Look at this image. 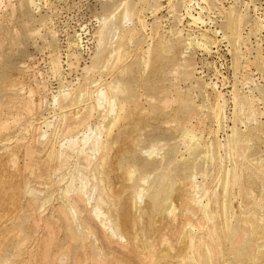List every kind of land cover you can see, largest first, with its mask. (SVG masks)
<instances>
[{
    "label": "rangeland",
    "instance_id": "374dc122",
    "mask_svg": "<svg viewBox=\"0 0 264 264\" xmlns=\"http://www.w3.org/2000/svg\"><path fill=\"white\" fill-rule=\"evenodd\" d=\"M188 1L189 0H35V3L37 4L35 5V7L33 3H30V0H0V164L1 162L3 163L0 165V223L2 222L0 225V256H3L0 258V262H2L4 258V261L2 262L3 264H21L24 261L25 264L28 261L29 264H32V262L37 261V264H43L44 258L47 257L46 259H48V262L44 260L45 264H52L58 257H60L61 260L57 259L59 260L58 264H65V262L66 264H90L93 263L92 259L89 257L91 251L90 247L93 245V247H97V253H100L102 251L101 253L104 255H102L101 253L100 254L105 259H113L114 263L117 264H122L121 260H123V264H133L135 263L136 259H133V255H131L130 251L138 249L144 254L146 252L149 254L151 249L144 248L143 245H147V243L150 241L152 247H154L155 243L158 244H156L157 247L160 246L159 250L158 248H156V250H158V253L156 252L155 258H162L161 261H164L161 262L157 259V263H155L153 259L154 257L152 255L153 253L151 252L149 256L146 253L145 255L148 257L147 262L150 260L148 262L150 264L151 262L152 264L153 262L155 264H164L165 261L169 264H177L178 261V264H181L182 261L186 264H200V262L201 264L204 262V264H264V0H208L209 8L208 6H206V3H203L204 5H202L201 1L194 0L192 6L195 4L193 6L195 13H192L195 16H198L196 12L202 11L199 8H204L205 6L204 9L206 12L204 11L203 13H201L204 15H202L203 20L205 19L204 21L208 24L204 23L203 25L200 22L196 23L194 22V20L192 21L191 18L188 16V9L190 8L188 7L190 6L188 4ZM198 2H201L200 6L198 5ZM219 3H222L224 7L222 4L221 7ZM210 9L212 11H210ZM127 10H129L130 12L129 17L126 16ZM232 11H234L235 14L237 13L238 15H244L243 18L234 17L233 20L231 18ZM183 16L184 19H181ZM107 17V20H109L108 22L106 20L107 23H109L111 20V22L114 23V32L116 35L112 33L105 36L106 40L104 43L106 44L103 45L105 47V50L103 49V51L100 42L101 40L99 41V39H102L100 32H102L101 29L103 28V23H105L104 18ZM178 20L180 22H183L179 24V22H177ZM140 22H142V25ZM194 24H197V26H195ZM140 26L142 28L144 27L143 30ZM49 30L50 32H53L50 33L48 32ZM175 33H177V37L174 35ZM54 36H56V38ZM180 41L183 43H181ZM198 42H201L204 45ZM99 43L101 45L100 50L103 52H99ZM70 45H72V47ZM190 45L192 46L190 47ZM152 46H154V50L150 58H148L147 53ZM75 54L77 56H75ZM55 58L56 60H54ZM54 65H56V67H54ZM55 68L58 69L55 70ZM93 68H95V70H93ZM183 68H185L187 71ZM99 69L101 70L99 71ZM180 70H182L184 73ZM90 72L92 73L90 74ZM180 73L182 74V76ZM95 80L98 81L96 82ZM98 82H100L99 85L101 84L102 87H105L107 89L102 88L101 85L99 86ZM112 82L116 83L118 89L119 86L121 88L120 91L118 90L119 93L117 92V95H119L117 96V98L115 97V91L117 90H112L115 89L112 88V86L114 87V83ZM93 83H95L97 86H93L95 85ZM12 84L14 85L13 87L11 86ZM9 85L15 90H13L12 88L11 90ZM91 86L93 89H91ZM70 89L71 91H73V94L70 93ZM100 89H104L105 92L108 93L107 96L109 95L108 100L110 99L109 102L107 101L108 104L105 103L103 107L104 109L102 108L101 110L100 106L98 105L99 103H97L96 100V92ZM67 90L72 96L66 95V93L68 94ZM82 91L87 92V94L89 93V96L86 94V96L81 99V102H83L84 105V100L86 101V103L90 100L88 104H86L85 108H83L84 105H79L83 104L80 102V100L77 101V105L76 102L73 103L75 105L71 104V100L75 98L77 99L78 95ZM74 93L76 94L75 96ZM60 94L66 95L65 99L67 100L70 96V100H68V102L67 100L63 101L64 97L62 98ZM90 94L92 96H90ZM250 94L251 96H249ZM58 95L60 96L58 97ZM122 95H124V98ZM17 96L20 100H23V103H21L17 99V102H20V106H22L20 108L18 107L19 110L16 109L18 105H13L17 104L16 101H14L16 103H13L10 106L8 105L9 103L11 104L13 102L12 100L14 99L12 98L14 97L16 100ZM56 97L57 99H60L58 102L55 99ZM71 97H73V99H71ZM86 97H89L90 99L87 98L86 100ZM113 97L119 99L116 100L114 98L117 102L115 114L110 112ZM234 97H236L235 99H237V101L234 99ZM29 99L31 101H29ZM255 100L257 102H255ZM27 104H29V107L31 105L33 107L32 110H34L35 112L30 111L31 109L27 108ZM155 104H157V106H155V109H153V105ZM25 105L27 107L24 108L23 106ZM182 105H186L189 107V114L188 111H181L183 107ZM12 106L14 107L13 110H11ZM62 106L64 107L62 108ZM123 106L125 108H123ZM121 107L127 112L122 110ZM141 108L143 109L142 112ZM27 109L30 110L25 111ZM85 110L89 111L85 112ZM92 110L93 113H91ZM177 110L180 114H176L178 112ZM119 111L122 113L125 112L123 114L127 113V116L125 117L129 118L123 121L127 120L128 122H122L119 119L117 120V118L119 117L117 115L122 114ZM191 111H194L195 116L194 113ZM218 111L223 114L220 118L221 121H218V119L216 118V112ZM88 112L90 113V115H93L89 120L90 122L86 120L87 117H89ZM109 112L111 113L110 116H108L110 114ZM182 112L187 116L183 114L182 116L184 118H181L182 116L180 117V115L182 114ZM190 113H193L192 116L194 118L191 116L189 117ZM252 113H255L254 116L256 115L254 118ZM62 114H65L64 119ZM69 114L73 116L71 117ZM79 114L81 117H77ZM176 115L179 118H177ZM106 116L110 117V119L108 118L109 121L106 120L107 122L104 121V117L107 119ZM13 117L15 118L13 119ZM188 117L189 120L193 119L192 124H194V126L197 124L196 128L198 134L201 133V135L199 134V137H204L201 141V145L196 146L195 142H190L188 139L184 138L183 133L185 129H183V131L181 129L184 128L183 126H180L181 123H183L181 119H184V123L182 125H185L186 121L190 125L191 123L189 122V120H187ZM225 117L227 119H225ZM256 117H258L259 119ZM249 118L252 119H250L252 122H249ZM84 120L85 122L84 124H82ZM115 120H117L119 124H116V126L114 127L113 136L117 139V141L114 146V152L112 156L113 159H115V162H119L121 160L120 162L124 163V168L126 170L122 166L117 171V176L114 177L113 175L112 191H114L116 195L118 193L120 195V197L119 195L113 196V200L115 201L116 206L111 208V205L109 206V204H105L104 207L102 206V209L106 211V213H108V210H110V214L114 216L116 215L117 219L118 212L122 214V217L127 216L125 217V220H127L128 222L127 225H130L128 226L130 227V229H127L128 227L125 229L126 225H123L122 222H120L119 220V222H116L117 224L119 223V231L122 232V235L124 237V240H121L122 242H120L118 238L115 239L110 234H108L107 230L104 231L105 228L100 224V222L91 219L92 217H87L89 216V214H86L87 212H85V214H83L87 219V224L86 226H79V229L78 227H75L74 234L76 240H74L73 236L70 235L68 227L63 222H60L63 221V219L62 215L59 216V214L61 213H58L60 212L58 206L61 207V204L64 200L62 199L64 198V195L62 194L60 189L62 190V188L65 187L63 184L65 183L66 185V183L69 181L70 178L68 179V177L77 174L76 169L73 168H83L82 165H84V159L77 156L78 154L76 153L74 154L73 152H69L67 150V142L71 138V136L74 138L75 136H78L79 139H81L84 134L88 135L87 132H90V128L94 131L100 130L96 134H98L99 136L101 135V132L103 135H105L103 136V138L106 139V136L110 128L113 126ZM255 120L260 121H258L257 123ZM33 121L34 124H31V122L33 123ZM77 121L81 122L77 123ZM87 121L88 123H86ZM12 122L14 123L12 124ZM15 122H17L18 124L16 125ZM42 123L45 125H43ZM46 124L52 125L53 127L51 126L50 128H47ZM64 124H67V127L63 126ZM71 124L74 127H77V125L79 124L84 126L79 125L80 128L75 127L76 129L73 127L75 129H73V131L71 130V133H73V135H65L64 137V135L62 134H65V132H70L66 128L72 129ZM2 125L4 127H2ZM186 126L187 125H185V127ZM101 128L105 129V131ZM236 128L237 130H235ZM77 129H80L78 132L81 135L83 134L82 136H80L78 132L74 133ZM7 130L9 131L6 132ZM34 131L35 134L33 133ZM203 132H205V135L203 134ZM45 133L47 134L46 136L43 135ZM233 135L237 136V138H235ZM42 136L43 138L45 137V140L41 138ZM54 137H56V139ZM58 137H60L59 140ZM232 138L233 140L231 141L233 142H230V139ZM65 139L67 140L65 141ZM32 141L34 142V144ZM48 141H52L51 145L53 146V148L52 146H50V142ZM228 141L232 144H230ZM40 142L42 145L38 144ZM54 142L55 144H53ZM134 142H138L136 143L137 145ZM62 143H64L65 145H63ZM29 144L30 148L33 147V150L30 148L29 150H25V148L29 147ZM138 144L139 146H142L139 147ZM38 145H40L41 147H38ZM59 145H63V147H59ZM135 145L138 147L136 148ZM222 145L223 148L221 147ZM6 148L8 150H11H7L8 152H6ZM40 148L42 149L39 150ZM137 149L138 153H136ZM154 149L156 150V154H147L148 151H154ZM31 150H37L35 152H32V155L35 154V157L32 155L30 156L31 153H27ZM51 150L55 151L52 152ZM208 150L210 153L208 152ZM47 151L48 154L51 156L44 155L45 152L47 154ZM11 152L14 154H11ZM64 152H68V156H71V159L68 158V156H65L64 154L66 153ZM7 153H9L10 156L12 155L13 158H17L18 156L19 157L17 159H13L11 156L9 160L7 159L9 158ZM61 153H64L63 156L68 158L67 162L71 163L67 167L68 170L65 168L66 166L63 167L64 169H66L63 170L66 172L69 171V174H66V172L62 171L61 169V165L63 164L62 162L65 159H62V156H60ZM26 154H28V157H31L30 163H28L30 157L29 159H27ZM52 154L55 155L53 156ZM58 155L60 157H58ZM129 155H137L139 158L136 156V159L134 156L135 160H133V156L131 159V156ZM150 155L153 156L151 157ZM37 157H39L40 160L42 158L43 162H38ZM73 157L75 160L73 159ZM76 157L78 160L76 159ZM97 157L99 158V155H97L94 160H97ZM43 158H45V160H48L47 163L44 161ZM58 158H60L61 160V163L59 162L60 164L58 163ZM116 158H119V161ZM13 160L17 164L13 162ZM94 160H92V166L96 162ZM10 162L11 164H8ZM74 163H78L79 166L78 164L77 166L74 165ZM27 164H30V167H28ZM41 164H43L44 166H42ZM140 165H142L143 168H139L142 167ZM85 166L88 168L87 170H85ZM17 167L19 170H21L19 171ZM25 167H28L33 170L36 169V171L32 172L33 170L31 171L30 169H28L30 171L28 173H34L33 175L30 174V177L27 173H25V170L27 172V168ZM84 167L85 168H83V171L88 174L89 171H91V167L88 166L87 162L85 163ZM8 168L10 169L7 170ZM121 169H124V171ZM37 170H41L43 173L41 174V171L39 173ZM120 170L121 172L123 171V173H121ZM128 171L130 173H128ZM59 172L60 174L56 175ZM38 173L40 175L36 177L35 175H38ZM24 174L28 177V179H26V176ZM90 174L92 173H89L88 175ZM23 176H25V178H23ZM32 176H34L35 178H32ZM48 176L52 177L49 178ZM62 176H66V178H63ZM57 177L61 178L62 180H57ZM131 177L132 180L134 179L133 181H136H131ZM144 178L146 179L147 183H144ZM234 179L236 181H234ZM5 180L10 181L7 184V181ZM41 180L44 181L42 182ZM56 180L60 183H58ZM51 182L54 184H52ZM125 182H128L129 187L126 186L127 183L124 184ZM129 182H133L132 184L134 186ZM190 182H192L193 184ZM15 183L19 184V186H17ZM118 183L120 186L118 185ZM188 183H190L191 186ZM58 185L60 186L58 187ZM155 185L156 187L160 186L161 190L160 187L158 188L159 190L154 188ZM192 185H199L202 188V190H200L202 192H204V190L208 191V194H206L207 196L205 195V197H203L205 198L202 201L203 203L197 199V190H194V186ZM30 186L34 188H31L29 192ZM47 186L50 187L48 188ZM54 186L55 188H52ZM22 188H26L27 190L24 192V189ZM124 188H126L128 191ZM141 188L144 190L145 195L144 199L142 201H139L138 198L134 197L137 194V191ZM34 189H39L41 191H34ZM54 189H56V191ZM116 189H118L119 191ZM148 189L153 193L152 195L151 192H149L152 196L148 193ZM19 190L22 191L20 192ZM42 191H44V193H46L47 195L42 193ZM154 191L156 193L158 192L160 196L163 197L160 198L161 204H166L167 202L166 205L168 207H166L165 205L166 208H163L164 204H162V207L159 211L153 209L155 207L151 204L154 201V195L156 194ZM18 192H20V195ZM33 192H35L36 195H33ZM163 193L164 195H162ZM22 194L26 197H24ZM18 195L20 197L19 199H16V196ZM122 196L124 198H122ZM72 197H74V195H72ZM114 197L116 198L114 199ZM50 198L52 199L51 202L53 205L49 204L51 203ZM121 198L123 200H120ZM187 198L195 199L192 201L193 204H191L192 202L190 201L188 203L189 206L185 205V203L189 201V199ZM15 199L18 202L16 206L13 204H16ZM149 199H151L150 202ZM166 199H169V201ZM133 200L137 203H134ZM196 200L199 202H197ZM107 201L109 202V200ZM35 202L36 204L34 205L33 203ZM206 203L209 204L208 208L205 207ZM145 205L148 207V209H143V207L147 208L145 207ZM150 205L153 207L150 208ZM44 206H46V210H43L45 209L43 208ZM171 206H174L176 208L177 213L175 212V214L170 215V211H166L169 210ZM244 206L246 209L244 208ZM21 207H24V209ZM187 207L190 208L187 209ZM14 208H16L17 210H14ZM20 209H22L23 212L20 211ZM49 209H52V211ZM115 209H117V212ZM120 209L121 212L119 211ZM193 209H195V214L193 213ZM9 210H14V212L10 215L11 211ZM42 210L46 213H44ZM140 210H143L142 213L140 212ZM144 210H147V212L145 211V213ZM33 211L34 215L32 217L31 213H33ZM15 212L19 215H14ZM143 212L145 214L148 213L147 215L150 217H148L147 215L144 216L145 214ZM42 213H44V215H39ZM134 214L135 216L133 217ZM8 215L11 216V219H8ZM211 215H214V218L210 217ZM14 217L16 220L14 219ZM16 217L18 218V220ZM199 217L200 219H198ZM32 218L34 219L31 220ZM150 218L154 220L151 221L152 223H156L153 224L156 228L152 226ZM49 219L55 220L51 222L49 221ZM57 219H60V221H58ZM137 219L143 220L144 222L139 220L137 221ZM11 220L16 225L12 226L13 223H10ZM22 220L24 221L21 222ZM27 220L29 221L27 222ZM35 220L36 222H41L42 225L40 224V226L39 222L35 224ZM16 221L18 223H16ZM24 222H27L25 223V227V224H23ZM51 223L57 224H54L55 227L52 224L55 230L54 233L52 227V229L48 228L49 225H46L49 230L44 227L45 224ZM181 223H185V226L182 227L183 225ZM134 224H136L135 228ZM22 225L24 227L23 229H26L25 233L23 232L24 230L20 228L22 227ZM37 225H39L38 228H36ZM144 225L146 226L144 227ZM150 225L154 228V230ZM87 226H90L91 231L87 228ZM148 226L152 229L153 232L151 231L150 233V229L148 231ZM193 226H196V228ZM200 226L202 227L201 231ZM122 227H124L123 230H121ZM185 227L190 230H186L187 228ZM144 228L146 229L144 230ZM207 228H209L210 230ZM134 229L136 230V234L133 233L135 232L133 231ZM139 229L143 232L140 233V231H138ZM179 229H182L183 232L180 231L178 232V234L177 231ZM50 230L52 232H49ZM124 230H128L131 232ZM123 231L126 233H124L125 235H127V233H129V235L125 237ZM187 231L191 232V234L189 235V232ZM236 231L238 232V234H236ZM18 232L19 234H17ZM92 232L93 234H91ZM147 232L150 234H148ZM181 232L182 235H180ZM230 232H233L232 234L236 232V238L234 235L232 238V234ZM22 233H24L25 236ZM68 233L71 237L67 236ZM161 233L164 236H161ZM51 234L57 236H53ZM85 234H87V239H85ZM200 235L206 236V238L203 236L201 237ZM216 235L219 239L215 237ZM228 235L230 236L228 237ZM20 236L24 240H22V238H18ZM50 236H53L52 238L55 237L56 240L53 239V241L55 240L54 242L50 241L55 244L53 246V244L50 243L51 245L48 246V248H51L48 249L47 245L49 243L46 244V241L51 240ZM106 236L108 239H106ZM211 236L213 237L211 238ZM67 237L69 238V240ZM79 237H83L81 240L83 242L80 241L81 238L79 239ZM129 237L132 239L130 240L132 242L127 240L130 239ZM164 237L169 239H167L166 241L165 238L164 240L166 242L163 240V245H161L162 239ZM36 238H38L39 242H36ZM214 238L216 239L214 240ZM134 239L137 242H135ZM19 240L25 243L23 245H26V248L24 246L22 248H25L27 250L24 251L25 249H23L24 253L21 256V259H18L17 263L12 261L10 262V259L7 257V255H9L10 250H12L13 247L15 248L16 242H19ZM70 240L71 243H69ZM89 240L92 241V244ZM111 240L113 243H110ZM28 241L31 244H28ZM199 241L203 245H201ZM78 242L80 245L78 244ZM84 242L87 246L83 245ZM172 242L174 245H172V247L168 246L171 245ZM217 242L221 246L218 245ZM118 243V246L114 245ZM123 243H126L125 246L127 245V247H124V250H122ZM135 243L139 244L140 246H137V244L135 245ZM62 244L64 245L62 246ZM69 244L72 246H70ZM76 244H78L79 246H77ZM81 244L85 247L81 246ZM8 245L10 247H6ZM210 245H212V247L216 249L214 250L213 248L209 247ZM2 246H5V249ZM134 246L137 247L134 248ZM193 246H196L197 248L194 249ZM218 246H220L221 248ZM31 247L32 249H34L33 247H35V249L32 251V249H30ZM139 247H141V250L139 249ZM165 247H170V252H168L169 249L167 250L165 249ZM173 247L174 249H171ZM202 247H204L205 250H202ZM207 247H209V252L207 250ZM65 248H69L70 251L66 250ZM217 248L220 249V251L217 250ZM98 249H101V251ZM163 249H165L166 252H164ZM210 249L216 252H213L212 256L209 255V257H217H215L214 260L211 259L210 263H208L209 260L207 259V253H212ZM237 249L239 250L238 252ZM29 250H31L33 253L30 254L31 252ZM47 250L48 253L45 254ZM49 250L53 253H49ZM61 250H64V252ZM198 250H202L203 253L202 251ZM5 251H7L8 253H5ZM191 251L193 253L189 254L191 253ZM84 252H86L87 254ZM195 252H198L199 257L196 256L197 253L194 254ZM58 253L61 255L59 256ZM74 253H78L77 256L80 257V259L78 257H75L76 254ZM170 253L175 254L174 256H176V258H178L177 256L179 255L178 260L175 257H172L173 254ZM28 254L32 255L34 259L31 258ZM159 254L161 255L160 257H158ZM218 254H220L219 258ZM113 255L117 258H115ZM167 255L171 256V259L169 256L167 259ZM48 256L50 257V259ZM63 256L67 257L62 258ZM29 257L30 259H32V261L29 260ZM86 257H88V260ZM195 257H197L198 260ZM74 258L76 259V262H74ZM150 258H152L153 260H151ZM174 258L177 262L172 261V259ZM220 258L222 259L220 260ZM72 260L73 262H71ZM77 260L79 263H77ZM80 260H82V263L80 262ZM85 260H87L88 263H86ZM99 260H101V258H99ZM196 261L198 263H196Z\"/></svg>",
    "mask_w": 264,
    "mask_h": 264
},
{
    "label": "bare ground",
    "instance_id": "6f19581e",
    "mask_svg": "<svg viewBox=\"0 0 264 264\" xmlns=\"http://www.w3.org/2000/svg\"><path fill=\"white\" fill-rule=\"evenodd\" d=\"M196 1H198V0H196ZM199 1H201L202 2V5H204L205 3H206V6H208V0H199ZM218 1V0H217ZM189 3V5L190 6H188V7H190L189 9H188V13H189V17L191 18V20L193 21L194 20V22H196V23H198V22H200V23H202V25L204 24V23H206L204 20H203V18H202V13L205 11V6H204V8H199V9H201L202 11H200V12H196V14H198V16H195L192 12H194V9H193V6L195 5H193L192 6V4H193V2H194V0H189L188 1ZM201 2H198L197 4L200 6V3ZM30 3H33V5L35 6V5H37L36 3H35V0H30ZM204 3V4H203ZM187 4V3H186ZM222 3H219V5H221ZM1 5V4H0ZM30 5V4H29ZM210 5V4H209ZM212 5V4H211ZM223 5V4H222ZM222 5H221V7H222ZM31 6V5H30ZM187 6V5H186ZM36 7V6H35ZM184 7V6H183ZM212 7V6H211ZM223 7H224V5H223ZM33 8V7H32ZM187 8V7H186ZM195 8V7H194ZM198 8V7H197ZM208 8H209V6H208ZM216 8V7H215ZM232 8H233V5H232ZM196 9V8H195ZM207 9V8H206ZM223 9V8H222ZM224 9H226V8H224ZM198 10V9H197ZM234 10V9H233ZM241 10V9H240ZM210 11H212L211 9H210ZM226 11V10H225ZM235 11V10H234ZM234 11H232L231 12V18L233 19L234 17H240V18H243V16L244 15H238L237 13V15L234 13ZM127 13V17H129V14H130V12H129V10H127L126 11ZM202 12V13H201ZM206 12V11H205ZM215 12V11H214ZM195 13V12H194ZM187 14V13H186ZM242 14V13H241ZM181 15V14H180ZM204 16V15H203ZM175 17V16H174ZM180 18V17H179ZM207 18V17H206ZM245 18V17H244ZM105 19V23H103L104 25H103V28L101 29L102 30V32H100V34H101V37H102V39H99V41L101 42V45H102V50L104 49L105 50V47L103 46L104 44H106V43H104L105 42V36L106 35H109V34H114V35H116L115 34V32H114V30H115V28H114V23L113 22H111V23H113V24H111L110 22L109 23H107L109 20H107L108 19V17L107 18H104ZM129 19V18H128ZM181 19H184V16L181 18ZM209 19V18H208ZM103 20V19H102ZM106 20H107V22H106ZM180 20V19H179ZM177 21V22H179V24L180 23H182V22H180V21ZM211 20V19H210ZM209 20V21H210ZM234 20V19H233ZM142 21V20H141ZM207 21V20H206ZM261 21V20H260ZM258 22V21H257ZM48 23H50V22H48ZM141 23V25H142V22H140ZM192 23V22H191ZM215 23V22H214ZM239 23V22H238ZM261 23V22H260ZM193 24V23H192ZM192 24H190V25H192ZM206 24H208V23H206ZM44 25V24H43ZM122 25H123V23H122ZM195 26H197V24H194ZM232 25V24H231ZM230 25V26H231ZM236 25V24H235ZM260 25V24H259ZM121 26V25H120ZM209 26V25H208ZM122 27V26H121ZM125 27V26H124ZM123 27V28H124ZM141 27V26H140ZM233 27H235V26H233ZM257 27H259V26H257ZM142 28V27H141ZM144 28V27H143ZM143 28H142V30H143ZM263 28V27H262ZM100 30V31H101ZM233 30V29H232ZM181 31H183V30H181ZM48 32H50V30L48 31ZM51 32H53V31H51ZM50 32V33H51ZM177 32V31H176ZM55 33V32H54ZM53 33V34H54ZM52 34V35H53ZM176 34L177 33H175L174 35L176 36ZM181 34V33H180ZM204 34V33H203ZM55 35V34H54ZM193 35V34H192ZM252 35V34H251ZM182 36H183V33H182ZM55 38H56V36H54ZM54 37H52V38H54ZM100 37V38H101ZM117 37V36H116ZM150 37V36H149ZM177 37V36H176ZM206 37V36H205ZM224 37H226V36H224ZM115 38V37H114ZM114 38H111V39H114ZM184 38V37H183ZM188 38V37H187ZM187 38H185V39H187ZM204 38V37H203ZM202 38V39H203ZM81 39V38H80ZM79 39V40H80ZM189 39V38H188ZM192 39H193V37H192ZM181 40V39H180ZM191 40V39H190ZM109 41V40H108ZM112 41V40H111ZM182 41V40H181ZM180 41V42H181ZM185 41V40H184ZM189 41V40H188ZM194 41V40H193ZM203 41V40H202ZM247 41V40H246ZM174 42V41H173ZM190 42V41H189ZM205 42V41H204ZM108 43V42H107ZM177 43V42H176ZM181 43H183V42H181ZM193 43V42H192ZM198 43H201V42H198ZM251 43V42H250ZM250 43H248V44H250ZM112 44V43H111ZM187 44V43H186ZM201 44H203V43H201ZM213 44V43H212ZM99 45H100V43H99ZM101 45H100V48H99V52H103V51H101L100 49H101ZM167 45H169V44H167ZM178 45V44H177ZM188 45H189V43H188ZM204 45V44H203ZM210 45V44H209ZM238 45V44H237ZM71 47H72V45H70ZM75 46V45H74ZM173 46H175V45H173ZM172 46V47H173ZM192 45H190V47H191ZM199 46H202V45H199ZM205 46H206V44H205ZM205 46H203V47H205ZM189 47V46H188ZM187 49V48H186ZM153 50H154V46H152L149 50H148V58H150V56H151V54H152V52H153ZM190 50V49H189ZM204 50H206V49H204ZM208 50V49H207ZM248 50V49H247ZM114 51V50H113ZM112 52V51H111ZM186 52H188V51H186ZM185 52V53H186ZM249 53V52H248ZM97 54V53H96ZM104 54V53H103ZM113 54V53H112ZM111 55V54H110ZM75 56H77L76 54H75ZM112 56V55H111ZM74 57V56H73ZM110 57V56H109ZM185 57V56H184ZM75 58V57H74ZM111 59V58H110ZM54 60H56V58L54 59ZM108 61V60H107ZM190 61V60H189ZM54 62H56V61H54ZM53 62V63H54ZM60 62V61H59ZM57 64V63H56ZM60 64V63H59ZM107 64V63H106ZM183 65H185V64H183ZM187 66V65H186ZM185 66V67H186ZM54 67H56V65H54ZM59 67V66H58ZM100 67H102V66H100ZM58 69V68H57ZM56 68H55V70H57ZM181 69V68H180ZM184 70H186L185 68H183ZM182 69V70H183ZM188 69H190V68H188ZM194 69V68H193ZM93 70H95V68H93ZM98 70V69H97ZM101 69H99V71H100ZM182 70H180V71H182ZM103 71V70H102ZM187 71V70H186ZM188 71H190V70H188ZM192 71V70H191ZM248 71V70H247ZM183 72V71H182ZM92 72H90V74H91ZM184 73V72H183ZM186 73V72H185ZM181 74V73H180ZM186 75V74H185ZM188 75V74H187ZM181 76H182V74H181ZM102 79V78H101ZM100 79V80H101ZM99 80V81H100ZM94 81V80H93ZM96 82L98 81V80H95ZM246 81H250V80H246ZM213 82V81H212ZM251 82H253V81H251ZM12 83V82H11ZM83 83V82H82ZM99 83L100 82H98V85H99ZM112 83H114V82H112ZM93 84H95V83H93ZM198 84V83H197ZM210 84V83H209ZM254 84V83H253ZM101 85V84H100ZM99 85V86H100ZM114 85V87L112 86V88H115V89H112L113 91L114 90H117V91H115L114 93L116 94L115 95V97L117 98V96H119V95H117V92L119 93V91L121 90V88H120V86H119V89H118V86L116 85V83H114L113 84ZM200 85V84H199ZM198 85V86H199ZM207 85V84H206ZM12 87L14 86L13 84L11 85ZM74 86V85H73ZM93 86H97L96 84L95 85H93ZM111 86V85H110ZM9 87H10V85H9ZM12 87H10V89L12 88ZM101 87H102V85H101ZM100 87V88H101ZM208 87V86H207ZM17 88V87H16ZM102 88H104V89H107V88H105V87H102ZM111 88V87H110ZM110 88H108V89H110ZM13 89V88H12ZM11 89V90H12ZM66 89V88H65ZM87 89H88V87H87ZM91 89H93L92 88V86H91ZM98 89V88H97ZM104 89H100V90H97V95H96V93H95V95L97 96V103H99L98 105L100 106V110L104 107V105H105V103L106 104H108L107 103V101L109 102L110 101V99L108 100V96H107V94L108 93H106L105 92V90ZM13 90H15V89H13ZM17 90V89H16ZM47 90V89H46ZM73 90H76V89H73ZM82 90V89H81ZM119 90V91H118ZM45 91V90H44ZM70 91H71V89H70ZM88 91V90H87ZM91 91V90H90ZM12 92V91H11ZM67 92H68V90H67ZM75 92V91H74ZM108 92V91H107ZM126 92V91H125ZM1 93V92H0ZM7 93H8V91H7ZM15 93V92H14ZM21 93V92H20ZM19 93V94H20ZM62 93V92H61ZM70 93H72L73 94V91H71ZM78 93V92H77ZM122 93V92H121ZM252 93V92H251ZM86 94H87V92H85V91H82L79 95H78V97H77V99L75 98V99H73V97H71V99H73V100H71V104H73L74 102H76V105H77V101H79L80 100V102H81V99L84 97V96H86ZM123 94V93H122ZM61 95V94H60ZM60 95H58V97L60 96ZM66 95L68 96V95H70V96H72L71 94H69V92H68V94L66 93ZM66 95H64V94H62L61 96H62V98L64 97V99H63V101L64 100H67V99H65L66 97ZM76 94L74 93V96H75ZM88 96H89V93L87 94ZM31 96H33V95H31ZM69 96V97H70ZM90 96H92L91 94H90ZM112 96V95H111ZM123 96V98H124V95H122ZM219 96V95H218ZM223 96V95H222ZM248 96V95H247ZM246 96V97H247ZM249 96H251V94L249 95ZM248 96V97H249ZM254 96V95H253ZM68 97V100H70V98ZM115 97H113V100H112V104H111V110H110V112H112V113H114L115 114V109H116V100H119V99H116ZM160 97V96H159ZM87 98H89V97H86V100H87ZM116 100H115V99ZM119 98V97H118ZM224 98V97H223ZM236 97H234V99H235ZM238 98V97H237ZM258 98V97H257ZM12 99H14V100H12L11 102V104L9 103L8 105L10 106V105H12L13 103H16L17 102V99L21 102V103H23L22 101L23 100H20L19 98H18V96L16 97V100H15V98L13 97ZM21 99H23V98H21ZM56 99V101L58 102L60 99H57V97L55 98ZM90 99V98H89ZM253 99H255V98H253ZM42 100V99H41ZM68 100H67V102H68ZM236 101H237V99H235ZM251 100H252V98H251ZM14 101H16V102H14ZM29 101H31L30 99H29ZM55 101V102H56ZM90 101V100H89ZM89 101H87V103H86V101L84 100V102H85V105H84V103L83 102H81V103H83V104H79L80 106L81 105H84V107L83 108H85V106H86V104H88V102ZM167 101V100H166ZM235 101V102H236ZM20 102H17V104H13L14 106H17V108L16 109H18V107L20 108V107H22V106H20ZM34 102V101H33ZM67 102H65V103H67ZM138 102V101H137ZM157 102V101H156ZM182 102H184V101H182ZM255 102H257L256 100H255ZM19 103V104H18ZM30 103V102H29ZM35 103V102H34ZM64 103V104H65ZM150 103V102H149ZM167 103V102H166ZM171 103V102H170ZM186 103H188V102H186ZM227 103V102H226ZM251 103H253V102H251ZM259 103V102H258ZM42 104V103H41ZM56 104V103H55ZM91 104V103H90ZM121 104V103H120ZM154 104V103H153ZM223 104H225V103H223ZM255 104V103H254ZM1 105V104H0ZM29 104H27V106H28ZM57 105H58V103H57ZM63 105V104H62ZM73 105H75V104H73ZM136 105V104H135ZM191 105V104H190ZM217 105H219V104H217ZM26 105L25 106H23L24 108L25 107H27ZM98 106V107H99ZM125 106V105H124ZM123 106V108H125ZM142 106V105H141ZM140 106V107H141ZM154 106V108L153 109H155V106H157V104H155V105H153ZM159 106H162V105H159ZM167 106V105H166ZM183 106V105H182ZM216 106V105H215ZM221 106H223V105H221ZM226 106V105H225ZM224 106V107H225ZM41 107V106H40ZM45 107V106H44ZM64 106H62V108H63ZM70 107V106H69ZM181 107V106H180ZM179 107V108H180ZM24 108H23V110H24ZM27 108H30V109H27V110H25V111H34V110H32L33 109V107L30 105V107L28 106ZM122 107H121V109L122 110H124ZM164 108H165V106H164ZM189 107L188 106H186V105H184L183 107H182V109H181V111L182 110H184V111H188L189 109H188ZM14 109V107L12 106V108H11V110H13ZM35 109H36V107H35ZM88 109H89V107H88ZM99 109V108H98ZM104 109V108H103ZM121 109H120V111H121ZM134 109V108H133ZM142 109V108H141ZM140 109V110H141ZM192 109V108H191ZM19 110V109H18ZM63 110V109H62ZM66 110V109H65ZM64 110V111H65ZM218 110H219V108H218ZM246 110V109H245ZM257 110V109H256ZM84 111V110H83ZM83 111H82V113H83ZM86 111H89V110H85V112ZM119 111V112H120ZM125 111V110H124ZM129 111H130V109H129ZM143 111V109L141 110V112ZM165 111V110H164ZM178 111V110H177ZM183 111V112H184ZM223 111H224V109H223ZM248 111V110H247ZM31 112V113H32ZM35 112V111H34ZM42 112V111H41ZM66 112V111H65ZM109 112V113H110ZM125 112H127V111H125ZM125 112H123V113H125ZM182 112V114L180 115V117L184 114ZM191 112H193L194 113V111H191ZM16 113V112H15ZM19 113V112H18ZM28 113V112H27ZM71 113V112H70ZM89 113V112H88ZM91 113H93V110H92V112ZM120 113H122V112H120ZM116 114L117 116H119L118 118H117V120L119 119L120 121H122V122H126V121H123V120H125V119H128V118H126L125 116H127L126 114ZM136 113V112H135ZM179 113V111L176 113V114H178ZM193 113H190V115H189V117L191 116V117H193L192 115H193ZM248 113V112H247ZM246 113V114H247ZM250 113V112H249ZM29 114V113H28ZM78 114V113H77ZM180 114V113H179ZM187 114V113H186ZM188 114H189V111H188ZM245 114V115H246ZM255 114V113H254ZM254 114L252 113V115H253V118L256 116H254ZM259 114V113H258ZM261 114H262V112H261ZM13 115V114H12ZM11 115V116H12ZM20 115V114H19ZM31 115V114H30ZM63 115V114H62ZM65 115V114H64ZM63 115V119L65 118V116ZM70 115V114H69ZM68 115V116H69ZM84 115H87V114H84ZM111 115V113L108 115V116H110ZM113 115V114H112ZM130 115H131V113H130ZM185 115V114H184ZM221 115H223V114H221V112L220 111H218V112H216V118L218 119V121L220 120V118H221ZM225 115V114H224ZM234 115V114H233ZM10 116V117H11ZM25 116V115H24ZM71 117L73 116V115H70ZM77 116V115H76ZM80 116V114L77 116V117H79ZM91 116H93V115H90V113H89V117H87V116H84V117H87V119L86 120H90L91 119ZM102 116V115H101ZM108 116H106L107 117V119L104 117V121H109L108 120V118L110 119V117H108ZM114 116V115H113ZM116 116V117H117ZM185 116H187V115H185ZM194 116H195V113H194ZM198 116V115H197ZM226 116H228V115H226ZM15 117H20V116H15ZM15 117H13V119L15 118ZM30 117V116H29ZM81 117V116H80ZM176 117L177 118H179L177 115H176ZM189 117H188V119L187 120H189ZM252 117V116H251ZM28 118V117H27ZM26 118V119H27ZM74 118H75V116H74ZM89 118V119H88ZM181 118H184L183 116L181 117ZM180 118V119H181ZM194 118V117H193ZM197 118V117H196ZM215 118V119H216ZM256 118H258V117H256ZM58 119V118H57ZM80 119V118H79ZM114 119V118H113ZM122 119V120H121ZM203 119H204V117H203ZM202 119V120H203ZM225 119H227L226 117H225ZM251 118H249V122L252 120H250ZM259 119V118H258ZM8 120V119H7ZM17 120H19V119H17ZM24 120V119H23ZM59 120V119H58ZM67 120V119H66ZM66 120H64V121H66ZM73 120H75V119H73ZM112 120V119H111ZM117 120H115V122L113 123V126L110 128V130H109V132H108V134H107V136H106V139L105 138H103V136H105V135H103L101 132H100V134L102 135H99L98 136V134H96L98 131H100V130H96V131H94V130H91V128H90V132H87L88 133V135H86V134H80L78 131L80 130H76L74 133H76V132H78L79 134H80V136H82V138L81 139H79V137L78 136H75V138L74 137H72L71 135H73V133H71V130L73 131V129L76 127H74L72 124V129L70 128H66V129H68L70 132H65V134H62V135H64V137H65V135H70L71 136V138L68 140V142H67V150L69 151V152H73L74 154L76 153V154H78L77 156H79V157H81V158H83L84 159V162H83V164L85 165V163L87 162L88 163V166L89 167H91L92 165L91 164H93L92 163V160H94L95 158H96V156L97 155H99V158L97 157V160H94V161H96L95 162V164L91 167V171H89V173H92V174H90V175H88V174H86L84 171H83V168H85L84 167V165H82V169H81V167H77V168H73V166H72V168L73 169H76V172H77V174H75V175H72V176H70V177H68V179H69V181L67 182V181H64V182H67L66 183V185H65V183L63 184L65 187H63L62 188V190L60 189V191L62 192V194L64 195L63 197L64 198H62V199H64L63 200V203L61 204V207H59L58 206V209L60 210V212H58V213H61V214H59V216H61L62 215V219H63V221H60V219L58 220V221H60V222H63L67 227H68V229H69V231H70V235H72L73 236V238H74V240H76V237H75V232H74V230H75V227H78V229L81 227V226H83V225H85L86 226V222H87V219L85 218V216H84V214H85V212H87L86 214H89V216H87V217H92L91 219H94V220H96V221H98V222H100V224L105 228V230L104 231H106L107 230V232H108V234H110L112 237H114L115 239L116 238H118L119 240H120V242H122L121 240H124V237H123V235H122V232H120L119 231V223L117 224L116 222H122V224L123 225H126L125 226V229L128 227V226H130V225H127L128 224V222H127V220H125L126 218L125 217H127V216H125V217H122L121 215L122 214H120L119 212H118V219H117V217H116V215L114 216V215H111L110 214V210H108L109 212L108 213H106V211H104L103 209H102V206L104 207L105 206V204H109V206L111 205V208H113L114 206H116V203H115V201L113 200V196H117V195H119V193L116 195V193L114 192V191H112V187H113V175H114V177H116L117 176V171L123 166V168L125 167L124 166V163L123 162H120L118 159L119 158H116L119 162H115L114 160L115 159H113V156H112V154H113V152H114V146H115V144H116V141H117V139L113 136V134H114V127L116 126V124H119L118 122H117ZM179 120V119H178ZM182 120V122L184 123V119H181ZM191 120V121H190ZM189 120V122L191 123L190 125H189V123L186 121V124L185 125H187L186 127H185V125H182L183 123H181V125L180 126H183L184 128H181L182 129V131H183V129H185L184 130V133H183V135H184V138L185 139H188L190 142H195L196 144V146L197 145H201V141H202V139L204 138V137H202L201 138V136L199 137V134L201 135V133H199L198 134V131H197V128H196V126H197V124L194 126V124H192V120L193 119H190ZM257 120V119H256ZM255 120V121H256ZM64 121H63V123H64ZM88 121L86 122V123H88ZM106 121V122H107ZM204 121V120H203ZM221 121V120H220ZM258 121H260V120H258ZM258 121H256L257 123H258ZM37 122V121H36ZM46 122V121H45ZM44 122V123H45ZM66 122H68V121H66ZM71 122V121H70ZM81 122V121H80ZM80 122H78L77 121V123H80ZM84 122H85V120L82 122V124H84ZM90 122V121H89ZM106 122H103V123H106ZM128 122V121H127ZM223 122H224V119H223ZM248 122V121H247ZM252 122V121H251ZM14 122H12V124H13ZM24 123V122H23ZM72 123V122H71ZM76 123V124H77ZM177 123V122H176ZM188 123V124H187ZM220 123V122H219ZM15 124L17 125L18 123L17 122H15ZM14 124V125H15ZM31 124H34V121H33V123L31 122ZM36 124H38V123H36ZM43 124V123H42ZM56 124V123H55ZM69 124V123H68ZM244 124V123H243ZM19 125H20V123H19ZM43 125H45V124H43ZM67 125V124H66ZM65 124L63 125V126H66ZM70 125V124H69ZM80 126H84V125H81V124H79ZM79 125H77V127L76 128H80L79 127ZM52 125H49V124H46V127L47 128H50ZM222 126V125H221ZM243 126V125H242ZM2 127H4L3 125H2ZM7 127H10V126H7ZM31 127V126H30ZM53 127V126H52ZM55 127V126H54ZM67 127V126H66ZM74 127V128H73ZM6 128V127H5ZM63 128V127H62ZM62 128H59V129H62ZM65 128V127H64ZM75 128V129H76ZM83 128V127H82ZM0 129H1V127H0ZM57 129V128H56ZM74 129V130H75ZM97 129V128H96ZM101 129H103V128H101ZM116 129V128H115ZM178 129V128H177ZM16 130V129H15ZM35 130V129H34ZM38 130V129H37ZM49 130V129H48ZM64 130V129H63ZM104 131H105V129H103ZM235 130H237V128L235 129ZM4 131V130H3ZM9 130H7L6 132H8ZM41 131V130H40ZM44 132H46V131H44ZM54 132V131H53ZM58 132V131H57ZM62 132V131H61ZM64 132V131H63ZM81 132V131H80ZM26 133V132H25ZM34 134H35V131L33 132ZM37 133H38V131H37ZM36 133V134H37ZM41 133V132H40ZM67 133V134H66ZM118 133H119V130H118ZM55 134V133H54ZM95 134V135H94ZM203 134L205 135V132H203ZM233 134V133H232ZM235 134V133H234ZM29 135V134H28ZM39 135V134H38ZM38 135H37V137H38ZM44 136H46L47 134L45 133V134H43ZM49 135V134H48ZM60 135V134H59ZM237 135V134H236ZM58 136V135H57ZM115 136H117V135H115ZM121 136H122V133H121ZM203 136V135H202ZM230 136H232V135H230ZM235 138H237V136H235V135H233ZM32 137H34V136H32ZM40 137V136H39ZM68 137V136H67ZM78 137V138H77ZM41 138H43V136L41 137ZM45 138V137H44ZM43 138V139H44ZM49 138V137H48ZM55 139H56V137H54ZM59 138L60 137H58V140H59ZM231 138V137H230ZM39 139V138H38ZM43 139H41V140H43ZM63 139V138H62ZM103 139H105V140H103ZM201 139V140H200ZM1 140V139H0ZM45 140V139H44ZM48 140V139H47ZM46 140V141H47ZM67 139H65V141H66ZM118 140H119V138H118ZM208 140V139H207ZM231 140H233V138L232 139H230V142H233V141H231ZM2 141H4V140H2ZM21 141V140H20ZM136 141V140H135ZM6 142V141H5ZM22 142V141H21ZM33 142V141H32ZM37 142V141H36ZM39 142V141H38ZM48 142H50V146H52L51 145V142L52 141H48ZM229 142V141H228ZM229 142V143H230ZM15 143V142H14ZM58 143V142H57ZM65 143V142H64ZM64 143H62L63 145H65ZM135 143V142H134ZM133 143V144H134ZM136 143H138V142H136ZM135 143V144H136ZM221 143V142H220ZM4 144V143H3ZM8 144V143H7ZM33 144H34V142H33ZM38 144H41V142L40 143H38ZM53 144H55V142L53 143ZM132 144V143H131ZM191 144V143H190ZM213 144V143H212ZM230 144H232V143H230ZM42 145V144H41ZM46 145V144H45ZM63 145H59V147L61 146V147H63ZM137 145V144H136ZM135 145V147L137 148L138 146H139V144H138V146H136ZM144 145V144H143ZM224 145V144H223ZM223 145L221 146L222 148H223ZM228 145V144H227ZM29 147H27V148H25V150H29V148H30V144L28 145ZM31 146H33V145H31ZM43 146H44V143H43ZM42 146V147H43ZM142 146V145H141ZM141 146H139V147H141ZM212 146V145H211ZM214 146V145H213ZM219 146H220V144H219ZM230 146V145H229ZM244 146H246V145H244ZM15 147V146H14ZM38 147H41L40 145H38ZM46 147V146H45ZM134 147V148H135ZM158 147V146H157ZM4 148V147H3ZM8 148H10V147H8ZM36 148H37V146H36ZM47 148H49V147H47ZM52 148H53V146H52ZM133 148V149H134ZM143 148V147H142ZM152 148V147H151ZM30 149H32L33 150V147H31ZM42 148H40L39 150H41ZM132 149V150H133ZM139 149V148H138ZM138 149L136 150V153H138L137 151H138ZM6 150V152H8V151H10L11 149H5ZM4 150V151H5ZM8 150V151H7ZM13 150V149H12ZM30 151V152H27L28 154L29 153H31L30 154V156L32 155V152H35V151H37V150H35V151ZM60 150H61V148H60ZM158 150V149H157ZM162 150V149H161ZM244 150H245V148H244ZM16 151V150H15ZM15 151H12V152H15ZM52 152H54L53 150H51ZM50 151V152H51ZM145 151V150H144ZM147 151V150H146ZM11 152V154H14V153H12ZM42 152V151H41ZM49 152V153H50ZM57 152V151H56ZM208 152H209V150H208ZM10 153V152H9ZM9 153H7V155L9 156V158H7V159H9L10 160V157L12 156H10V154ZM17 153V152H16ZM39 153V152H38ZM59 153V152H58ZM64 153H66V154H64ZM63 154L65 155V156H68V152H64ZM133 153V152H132ZM145 153V152H144ZM148 153H150V154H156V150L154 149V151H152V150H150V151H148L147 152V154ZM210 153V152H209ZM28 154H26V156L28 155ZM62 154V153H61ZM60 154V156H62V159H64L63 160V164L61 165L62 166V171H64V170H66L67 169V167H68V165L69 164H71V163H69V162H67V160H68V158H70L69 156H68V158L67 157H64L63 156V154L61 155ZM115 154V153H114ZM19 155V154H18ZM35 155V154H34ZM34 155H32V156H34ZM40 155H42V154H40ZM44 155H48V156H51V155H49L48 154V151H47V154H46V152H45V154ZM43 155V156H44ZM53 156L55 155V154H52ZM138 155V154H137ZM136 155V156H137ZM142 155V154H141ZM149 155V154H148ZM153 155H150L151 157L153 156ZM5 156V155H4ZM14 156H16V155H14ZM29 156V157H30ZM42 156V157H43ZM59 155H58V157H60ZM116 156H118V155H116ZM123 156V155H122ZM129 156H131V155H129ZM129 156H128V158H129ZM133 156V155H132ZM132 156H131V159H132ZM135 156V155H134ZM134 156H133V158H134ZM136 156H135V158H136ZM143 156V155H142ZM7 157V156H6ZM19 157V156H18ZM17 157V158H18ZM29 157L27 156V159H29ZM35 157V156H34ZM138 157V156H137ZM12 158H13V156H12ZM16 157L15 158H13V159H17ZM26 158V157H25ZM38 159V162L39 161H41V162H43V160H42V158H41V160L39 159V157H37ZM48 158V157H47ZM54 158V157H53ZM52 158V159H53ZM115 158V157H114ZM124 158V157H123ZM123 158H122V160H123ZM135 158L133 159V160H135ZM139 158V157H138ZM142 158V157H141ZM6 159V160H7ZM34 159H36V158H34ZM33 159V160H34ZM44 159V161L47 163V159L45 160V158H43ZM56 159V158H55ZM59 160H58V163L61 161L60 160V158H58ZM71 159V158H70ZM73 159H74V157H73ZM72 159V160H73ZM76 159H77V157H76ZM80 159V158H79ZM121 159V158H120ZM137 159V158H136ZM30 160H31V157H30V159L28 160L29 162L28 163H30ZM54 160V159H53ZM75 160V159H74ZM78 160V159H77ZM18 161H19V159H18ZM17 161V162H18ZM13 162H15L14 160H13ZM32 162V161H31ZM35 162H37V161H35ZM70 162H71V160H70ZM80 162V161H79ZM78 162V163H79ZM129 162H131V161H129ZM7 163V162H6ZM16 163V162H15ZM33 163V162H32ZM56 163V162H55ZM61 163V162H60ZM59 163V164H60ZM66 163H68V164H66ZM77 163V164H78ZM123 163V164H122ZM146 163V162H145ZM150 163V162H149ZM1 164H3L2 162H1ZM0 164V165H1ZM8 164H11V162L10 163H8ZM7 164V165H8ZM17 164V163H16ZM37 164V163H36ZM35 164V165H36ZM58 164V165H59ZM77 164L76 163H74V165H76L77 166ZM5 165V164H4ZM28 165V164H27ZM30 165V164H29ZM28 165V167H30ZM34 165V164H33ZM42 166H44L43 164H41ZM142 165H143V163H142ZM142 165H140V166H142ZM3 166V165H2ZM6 166V165H5ZM4 166V167H5ZM13 166H14V163H13ZM17 166V165H16ZM49 166V165H48ZM60 166V167H61ZM64 166H66L65 168L66 169H64L63 167ZM78 166H79V164H78ZM9 167H12V166H9ZM19 167V166H18ZM18 167H17V169H18ZM28 167H25V168H27V172H26V170H25V173H27L29 176H30V174L31 175H33L32 173H28V172H30L28 169H30V168H28ZM50 167V166H49ZM58 167V166H57ZM71 167V166H70ZM0 168H1V166H0ZM13 168H15V167H13ZM20 168V167H19ZM31 168H35V167H31ZM37 168V167H36ZM139 168H143V166L142 167H139ZM244 168V167H243ZM10 168H8L7 170H9ZM43 169V168H42ZM47 169H49V168H47ZM57 169V168H56ZM61 169H58V170H61ZM64 169V170H63ZM88 168L86 167L85 168V170H87ZM125 169V168H124ZM124 169H121V170H123L124 171ZM146 169H147V167H146ZM145 169V170H146ZM19 170V169H18ZM21 170V169H20ZM19 170V171H20ZM31 171L33 170V169H30ZM68 170V169H67ZM70 170V169H69ZM121 170H120V172H121ZM126 170V169H125ZM128 170V169H127ZM17 171V170H16ZM15 171V172H16ZM34 171H36V169H34L32 172H34ZM38 171V170H37ZM40 171L41 170H39L38 172L40 173ZM55 171V170H54ZM123 171L121 172V173H123ZM4 172V171H3ZM14 172V173H15ZM49 172V171H48ZM64 172H66V171H64ZM74 172V171H73ZM10 173V172H9ZM18 173V172H17ZM37 173V172H36ZM38 173V175H35L36 177L37 176H39L40 174ZM43 172L41 171V174H42ZM47 173V172H46ZM52 173V172H51ZM62 173V172H61ZM71 173H72V171H71ZM128 173H130L129 171H128ZM132 173V172H131ZM237 173V172H236ZM20 174V173H19ZM58 174H60V172L59 173H57L56 175H58ZM65 174V173H64ZM66 174H69V171H67L66 172ZM126 174V173H125ZM25 175V174H24ZM47 175V174H46ZM48 175H50V174H48ZM53 175H54V172H53ZM63 175V174H62ZM121 175V174H120ZM122 175H124V174H122ZM136 175V174H135ZM16 176H18V175H16ZM26 176V175H25ZM25 176H23V178H25ZM42 176V175H41ZM67 176V175H66ZM66 176H62L63 178H66ZM132 176H134V175H132ZM7 177V176H6ZM13 177H15V176H13ZM18 177H20V176H18ZM31 177V176H30ZM34 176H32V178H33ZM49 177V176H48ZM48 177H47V179H48ZM50 177H52V176H50ZM49 177V178H50ZM59 177V176H58ZM57 177V178H58ZM60 177H61V175H60ZM126 177H128V176H126ZM125 177V178H126ZM195 177V176H194ZM35 178V177H34ZM54 178V177H53ZM55 178H56V176H55ZM124 178V179H125ZM133 178H135V177H133ZM139 178V177H138ZM137 178V179H138ZM196 178H198V177H196ZM196 178H194V179H196ZM5 179V178H4ZM15 179V178H14ZM26 179H28V177L26 176ZM40 179V178H39ZM38 179V180H39ZM44 179V178H43ZM61 178H58L57 180H60ZM115 179V178H114ZM145 179V178H144ZM25 180V179H24ZM56 180V181H57ZM62 180V179H61ZM64 180H66V179H64ZM122 180V179H121ZM130 180L131 181H133L132 180V177L130 178ZM129 180V181H130ZM142 180V179H141ZM148 180V179H147ZM170 180V179H169ZM5 181H7V180H5ZM10 181V180H9ZM9 181H7V184H8V182ZM14 181V180H13ZM26 181V180H25ZM42 182L44 181V180H41ZM46 181V180H45ZM92 181H93V183H92ZM136 181V180H135ZM135 181H133V182H135ZM143 181V180H142ZM195 181V180H194ZM234 181H236L235 179H234ZM16 182V181H15ZM36 182V181H35ZM49 182V181H48ZM58 183H60L59 181H57ZM115 182V181H114ZM118 182H120V181H118ZM133 182H129L130 184H132ZM193 182V181H192ZM192 182H190V183H192ZM3 183V182H2ZM28 183V182H27ZM45 183H47V182H45ZM52 183V182H51ZM116 183V182H115ZM127 183V185L126 186H128V182H125L124 184H126ZM144 183H147V181H146V179L144 180ZM143 183V184H144ZM190 183H188V184H190ZM195 183V182H194ZM197 183V182H196ZM1 184V183H0ZM16 184V183H15ZM25 184V183H24ZM36 184V183H35ZM42 184V183H41ZM52 184H54V183H52ZM57 184V183H56ZM123 184V185H124ZM142 184V183H141ZM149 184V183H148ZM193 184V183H192ZM17 186H19V184H16ZM45 185V184H44ZM43 185V186H44ZM118 185H119V183H118ZM133 185V184H132ZM185 185V184H184ZM25 186H27V185H25ZM34 186V185H33ZM39 186V185H38ZM41 186V185H40ZM43 186H42V188H43ZM46 186V185H45ZM60 185H58V187H59ZM117 186V185H116ZM115 186V187H116ZM120 186V185H119ZM134 186V185H133ZM139 186V185H138ZM137 186V187H138ZM142 186V185H141ZM145 186H146V184H145ZM190 186H191V184H190ZM192 186H194V190H197L196 192V195L198 196V200L200 201V202H202L203 201V199H205V198H203V197H205V195L206 194H208V191L207 190H204V192H202V191H200V190H202V188L199 186V185H192ZM16 187V186H15ZM21 187V186H20ZM48 188L50 187V186H47ZM57 187V186H56ZM129 187V186H128ZM140 187V186H139ZM138 187V188H139ZM154 187V186H153ZM160 186H158V187H156V185H155V187L154 188H156L157 190H159L158 188H159ZM17 188V187H16ZM28 188V187H27ZM32 187L30 186L29 187V192H30V189H31ZM34 188V187H33ZM32 188V189H33ZM40 188V187H39ZM52 188H55V186L54 187H52ZM127 188V187H126ZM126 188H124V189H126ZM143 188H145V187H143ZM150 188H152V187H150ZM149 188V189H150ZM153 188V189H154ZM201 188V189H200ZM18 189H19V187H18ZM22 189H24V188H22ZM45 189V188H44ZM115 189V188H114ZM131 189V188H130ZM148 189V190H149ZM152 189V190H153ZM192 189V190H193ZM199 189V190H198ZM27 189L25 188L24 189V192L26 191ZM35 190H39V189H34V191ZM49 190V189H48ZM55 191H56V189H54ZM116 190H118V189H116ZM127 190V189H126ZM125 190V191H126ZM137 190V189H136ZM136 190H134V191H136ZM160 190H161V187H160ZM8 191V190H7ZM20 192L22 191V190H19ZM33 191V190H32ZM39 191H41V190H39ZM38 191V192H39ZM119 191V190H118ZM128 191V190H127ZM168 191H170V190H168ZM190 191H191V189H190ZM20 192H18L19 193V195H20ZM38 192H36V193H38ZM114 192V193H113ZM129 192H130V190H129ZM149 192H151L150 190L148 191V193ZM155 192V191H154ZM164 192H166V191H164ZM195 192V191H194ZM7 193V192H6ZM8 193H11V192H8ZM17 193V194H18ZM23 193V192H22ZM42 193H44V191H42ZM41 193V194H42ZM57 193V192H56ZM60 193V192H59ZM128 193V192H127ZM126 193V194H127ZM145 193H146V191H145ZM156 193V192H155ZM190 193H192V192H190ZM27 194H29V193H27ZM26 194V195H27ZM35 194V192H33V195ZM44 194H46V193H44ZM61 194V193H60ZM129 194V193H128ZM150 194V193H149ZM151 194L153 195V193L151 192ZM150 194V195H151ZM186 194V193H185ZM16 196L17 198L16 199H19V197L20 196ZM23 195V194H22ZM24 195H25V193H24ZM23 195V196H24ZM36 195V194H35ZM38 195V194H37ZM47 195V194H46ZM56 195V194H55ZM72 195H74V197H72ZM136 195H137V197H136ZM135 195V197L134 198H138V200L139 201H142L143 199H144V190L141 188V189H139L138 191H137V194ZM151 195V196H152ZM162 195H164V193L162 194ZM13 196V195H12ZM43 196V195H42ZM129 196H131V195H129ZM168 196V195H167ZM196 196V197H197ZM207 196V195H206ZM24 197H26V196H24ZM33 197V196H32ZM35 197V196H34ZM53 197V196H52ZM61 197V196H60ZM119 197H120V195H119ZM165 197V196H164ZM195 197V198H196ZM29 198V197H28ZM57 198H59V197H57ZM116 197H114V199H115ZM122 198H124L123 196H122ZM120 199V200H123V199ZM160 198H163V197H161L160 196V194L157 192L155 195H154V201L152 202V204L151 205H153L155 208H153V209H156L157 211H159L160 209H161V205L162 204H164L163 206V208H166V207H168L166 204H167V202H166V204L165 203H162L161 204V200H160ZM192 198H193V196H192ZM192 198H187V199H189V201L187 202V203H185V205H188L189 206V202L191 201H193V200H195V199H192ZM15 199V200H16ZM30 199V198H29ZM41 199V198H40ZM61 199V198H60ZM118 199V198H117ZM170 199V198H169ZM169 199H166V200H168L169 201ZM192 199V200H191ZM51 198H50V202H51ZM59 200V199H58ZM107 200H109V202L107 201ZM135 200V199H134ZM133 200V201H134ZM150 200L151 199H149V202H150ZM209 200V199H208ZM27 201H28V199H27ZM54 201H55V199H54ZM163 201H164V199H163ZM197 201V200H196ZM195 201V202H196ZM199 201H197V202H199ZM20 202V201H19ZM31 202V201H30ZM62 202V201H61ZM60 202V203H61ZM119 202V201H118ZM185 202H186V200H185ZM8 203V202H7ZM28 203V202H27ZM59 203V202H58ZM120 203V202H119ZM134 203H137L136 201H134ZM142 203V202H141ZM203 203V202H202ZM208 203H210V202H208ZM208 203H206L205 204V207L206 208H208V206H209V204ZM15 206L18 204V202H17V200H16V204L15 203H13ZM12 204V205H13ZM23 204V203H22ZM29 204V203H28ZM34 205L36 204V202L35 203H33ZM32 204V205H33ZM40 204H41V201H40ZM49 204H52V202L51 203H49ZM48 204V205H49ZM148 204H150V203H148ZM147 204V205H148ZM191 204H193V202L191 203ZM3 205V204H2ZM44 205V204H43ZM53 205V204H52ZM150 205V208H152L153 206H151ZM165 205H166V207H165ZM173 205V204H172ZM182 205V204H181ZM184 205V206H185ZM196 205V204H195ZM199 205V204H198ZM201 205V204H200ZM19 206V205H18ZM17 206V207H18ZM22 206V205H21ZM118 206H119V204H118ZM143 206V205H142ZM141 206V207H142ZM3 207V206H2ZM16 207V208H17ZM28 207V206H27ZM26 207V208H27ZM32 207V206H31ZM31 207H29V208H31ZM46 206H44L43 208H45ZM50 207H52V206H50ZM49 207V208H50ZM121 207V206H120ZM145 207H147L146 205H145ZM183 207V206H182ZM191 207V206H190ZM190 207H187V209L188 208H190ZM250 207V206H249ZM16 208H14V210H17ZM21 208H23L24 209V207H21ZM42 208V209H43ZM57 208V207H56ZM118 208V207H117ZM192 208V207H191ZM205 208V209H206ZM244 208H245V206H244ZM47 208H45V209H43V210H46ZM54 209V208H53ZM119 209V208H118ZM143 209H148V207L147 208H144L143 207ZM152 209V210H153ZM186 209V210H187ZM246 209V208H245ZM14 210L12 211V210H9V211H11V213H10V215L14 212ZM32 210H35V209H32ZM31 210V211H32ZM42 210V211H43ZM49 210H51L52 211V209H49ZM116 210V212H117V209H115ZM151 210V209H150ZM149 210V211H150ZM163 210V209H162ZM166 210V209H165ZM164 210V211H165ZM194 210V214L196 213L195 212V209H193ZM20 211H22L23 212V210L22 209H20ZM48 211V210H47ZM55 211H56V209H55ZM120 212H121V209L119 210ZM126 211V210H125ZM137 211H139V210H137ZM143 211V210H142ZM142 211L140 210V212L142 213ZM147 212V210H144V212ZM155 211V210H154ZM166 211H170V215H173V214H175V212H176V208L174 207V206H171L170 208H169V210H166ZM189 211V210H188ZM190 211H191V209H190ZM198 211V210H197ZM21 212V213H22ZM44 212V211H43ZM54 212V211H53ZM143 212V213H144ZM145 212V213H146ZM18 213V212H17ZM41 213V212H40ZM44 213H46V212H44ZM44 213H42V214H39V215H44ZM52 213V212H51ZM84 213V214H83ZM125 213V212H124ZM144 213V214H145ZM177 213V212H176ZM190 213H192V212H190ZM198 213V212H197ZM211 213V212H210ZM4 214V213H3ZM16 214V212L14 213V215ZM32 214V217H33V215H34V211H33V213H31ZM55 214V213H54ZM57 214V213H56ZM120 214V215H119ZM127 214V213H126ZM148 214V213H147ZM147 214H145L144 216H146ZM150 214V213H149ZM183 214V213H182ZM10 215H8L7 217H8V219L11 217ZM16 215H19V214H16ZM48 215V214H47ZM50 215H53V214H50ZM128 215H129V213H128ZM136 215H137V213H136ZM186 215V214H185ZM189 215V214H188ZM204 215V214H203ZM27 216H29V215H27ZM55 216H57V215H55ZM55 216H54V218H55ZM58 216V217H59ZM130 216H131V214H130ZM130 216H128V217H130ZM135 216V214L133 215V217ZM139 216V215H138ZM148 216V215H147ZM214 215H211L210 217H213ZM53 217V216H52ZM51 217V218H52ZM148 217H150V216H148ZM185 217H187V216H185ZM17 218V217H16ZM34 218H35V216H34ZM34 218H32L31 220H33ZM42 218V217H41ZM57 218V217H56ZM138 218V217H137ZM195 218V217H194ZM207 218H209V217H207ZM214 218V217H213ZM11 219V218H10ZM14 219H15V217H14ZM26 219H28V218H26ZM39 219V218H38ZM151 219V218H150ZM193 219V218H192ZM198 219H200V217L198 218ZM3 220V219H2ZM13 220V219H12ZM12 220H11V222L10 223H13L12 224V226H14V225H16V224H14V222H12ZM16 220V219H15ZM14 220V221H15ZM17 220H18V218H17ZM30 220V221H31ZM55 220V219H54ZM54 220H52V219H49V221H54ZM119 220V221H118ZM136 220V219H135ZM134 220V221H135ZM139 219H137V221H138ZM190 220V219H189ZM197 220V219H196ZM1 221V220H0ZM24 220H22L21 222H23ZM29 220H27V222H28ZM41 221V220H40ZM49 221H48V223H49ZM139 221H143V220H139ZM151 221H154V220H150V222ZM182 221V220H181ZM201 221V220H200ZM27 222H24L23 224H25V223H27ZM33 222V221H32ZM37 222H39V221H37ZM37 222H36V220L34 221V223L35 224H37ZM131 222H132V220H131ZM144 222V221H143ZM142 222V223H143ZM197 222V221H196ZM2 223V222H1ZM1 223H0V225H1ZM16 223H18L17 221H16ZM42 223H43V221H42ZM45 223H46V221H45ZM134 223V222H133ZM136 223V222H135ZM152 223V222H151ZM183 223V222H182ZM181 223V224H182ZM186 223V222H185ZM185 223L184 224H182L183 226L182 227H184L185 226ZM263 223V222H262ZM34 224V225H35ZM41 224V222H39V225ZM52 224L53 223H51V224H45L44 225V227H46V229L47 230H49L51 227L53 228H51L52 230H53V233H54V224L55 225H57L56 223H54L53 224V226H52ZM60 224H62V223H60ZM63 224V225H64ZM121 224V223H120ZM139 224H141V223H139ZM146 224V223H145ZM153 224H156L155 222L154 223H152V226L154 227V225ZM188 224H189V222H188ZM187 224V225H188ZM29 225V224H28ZM39 225H37V227L36 228H38V226ZM42 225V224H41ZM40 225V226H41ZM46 225H49L48 226V228H47V226ZM51 225V226H50ZM135 225L136 224H134V228H135ZM20 226H21V223H20ZM26 226V224L24 225V227ZM80 226V227H79ZM146 225H144V227H145ZM151 226V225H150ZM151 226V227H152ZM172 226V225H171ZM208 226V225H207ZM23 227V225H22V227H20V228H24ZM58 227H60V226H58ZM141 227H143V226H141ZM152 227V229L154 230V228H156V227H154L153 228ZM167 227H169V226H167ZM181 227V226H180ZM188 227V226H187ZM187 227H185V228H187ZM193 227H195L196 228V226H193ZM29 228V227H28ZM87 228L88 229H90V226H87ZM123 228L124 227H122L121 228V230H123ZM137 228V227H136ZM138 228H140V227H138ZM184 228V229H185ZM202 227L200 226V231L202 230L201 229ZM19 229V228H18ZM17 229V230H18ZM60 229V228H59ZM63 229V228H62ZM127 229H130V227H128ZM146 228H144V230H145ZM148 231H149V229H150V233H151V231H152V229L151 228H149V226H148ZM168 229V228H167ZM183 229V228H182ZM182 229H179L178 231H177V233L178 232H180V231H182ZM193 229V228H192ZM207 229H209V228H207ZM206 229V230H207ZM11 230V229H10ZM24 230V229H23ZM26 230V229H25ZM25 230L23 231L24 233H25ZM28 230H30V229H28ZM186 230H190V229H186ZM210 230V229H209ZM213 230V229H212ZM19 231V230H18ZM37 231V230H36ZM43 231V230H42ZM46 231V230H45ZM84 231V230H83ZM90 231H91V229H90ZM90 231H89V233H90ZM124 231H128V230H124ZM123 231V234L125 233ZM133 231H135V232H133V233H135L136 234V230L134 229ZM138 231H140V229L138 230ZM147 231V230H146ZM166 231V230H165ZM49 232H52L51 230L49 231ZM128 232H131V231H128ZM141 232H143V231H140V233ZM145 232V231H144ZM153 232V231H152ZM155 232V231H154ZM160 232H162V231H160ZM169 232V231H168ZM183 232V231H182ZM182 232H181V234L180 235H182ZM187 232H189V231H187ZM187 232H185V233H187ZM191 232H192V230H191ZM191 232H189V235L191 234ZM214 232H218V231H214ZM237 232V231H236ZM235 232V233H236ZM14 233V232H13ZM16 233V232H15ZM24 233H22L23 235H24ZM27 233V232H26ZM35 233V232H34ZM58 233V232H57ZM77 233H78V231H77ZM88 233V232H87ZM139 233V234H140ZM148 233V232H147ZM150 233H148V234H150ZM212 233H213V231H212ZM231 233V232H230ZM233 233V232H232ZM231 233V234H232ZM235 233L234 234H232V238H233V235L235 236ZM17 234H19V232L17 233ZM45 234V233H44ZM91 234H93V232L91 233ZM90 234V235H91ZM104 234V233H103ZM126 234V233H125ZM124 234V235H125ZM131 234V233H130ZM154 234H156V233H154ZM164 234V233H163ZM179 234V233H178ZM193 234V233H192ZM230 234V235H231ZM236 234H238V232L236 233ZM48 235H49V233H48ZM51 235H53V234H51ZM69 235V233H68V235L67 236H70ZM83 235V234H82ZM86 235L87 234H85V237H86ZM127 235H129V233H127ZM127 235H125V237H127ZM143 235V234H142ZM170 235V234H169ZM209 235H210V232H209ZM230 235H228V237L230 236ZM12 236V235H11ZM25 236V235H24ZM35 236V235H34ZM44 236V235H43ZM53 236H57V235H53ZM53 236H50V239L51 240H47V241H49V242H47L46 241V244L47 243H49L48 245H47V248H48V246H50L51 244H53V246H54V244L55 243H52V242H50V241H53V239H55V237L54 238H52ZM140 236V235H139ZM151 236H152V234H151ZM154 236V235H153ZM161 236H164V235H162V233H161ZM192 236V235H191ZM190 236V237H191ZM195 236V235H194ZM201 236V235H200ZM203 236V235H202ZM201 236V237H202ZM13 237V236H12ZM71 237V236H70ZM90 237V236H89ZM93 237H94V235H93ZM135 237V236H134ZM141 237V236H140ZM180 237V236H179ZM203 237H205L206 238V236H203ZM213 236H211V238H212ZM216 238H217V235L215 236ZM220 237V236H219ZM10 238V237H9ZM18 238H22L21 236L20 237H18ZM26 238H27V236H26ZM32 238V237H31ZM34 238V237H33ZM41 238H43V237H41ZM68 238V237H67ZM81 238V239H80ZM82 238L83 237H79V239H80V241L82 240ZM130 238V237H129ZM152 238H155V237H152ZM151 238V239H152ZM166 237H164L163 239H162V244L161 245H163V242L165 241L164 239H165ZM181 238V237H180ZM200 238V237H199ZM216 238H214V240L216 239ZM235 238H236V236H235ZM12 239H14V238H12ZM11 239V240H12ZM85 239H87V237L85 238ZM93 239H95V238H93ZM106 239H108L107 238V236H106ZM150 239V240H151ZM167 239H169V238H166V241H167ZM198 239V238H197ZM196 239V240H197ZM217 239H219V238H217ZM21 240V239H20ZM19 240V242H16V245H15V248L13 247V249L12 250H10V253H9V255H7V257L10 259L9 261L11 262H16L17 263V261H18V259L20 258L21 259V256L23 255V249H25L26 247V245H23V244H25V243H23V241H20ZM22 240H24L23 238H22ZM29 240H33V239H29ZM56 240V239H55ZM54 240V241H55ZM68 240H69V238H68ZM78 240V239H77ZM127 240H132L131 238L130 239H127ZM126 240V241H127ZM138 240V239H137ZM164 240V241H163ZM199 240V239H198ZM203 240V239H202ZM208 240H209V238H208ZM207 240V241H208ZM213 240V239H212ZM233 240V239H232ZM27 241V240H26ZM42 241V240H41ZM53 241V242H54ZM72 241H73V239H72ZM89 241H91V240H89ZM134 241L135 242H137L135 239H134ZM141 241V240H140ZM165 241V242H166ZM25 242V241H24ZM31 242H33V241H31ZM36 242H39L38 241V238H36ZM81 242H83V241H81ZM123 242H125V241H123ZM130 242H132V241H130ZM193 242V241H192ZM200 242V241H199ZM204 242V241H203ZM245 242H247V241H245ZM244 242V243H245ZM8 243H10V242H8ZM7 243V244H8ZM51 243V244H50ZM69 243H71V240H70V242ZM76 243V242H75ZM74 243V244H75ZM95 243H97V242H95ZM108 243V242H107ZM110 243H113L112 242V240L110 241ZM116 243V242H115ZM169 243V242H168ZM196 243V242H195ZM201 243V242H200ZM221 243V242H220ZM6 244V243H5ZM27 244V243H26ZM28 244H31V243H29V241H28ZM33 244V243H32ZM40 244H41V242H40ZM78 244H79V242H78ZM78 244H76L77 246H79ZM90 244V243H89ZM91 244H92V241H91ZM90 244V245H91ZM94 244V243H93ZM109 244V243H108ZM126 244V243H125ZM125 244L123 243V248H122V250H124V247H127V245L125 246ZM129 244V243H128ZM131 244V243H130ZM137 243H135V245H136ZM157 243H155V245H156ZM164 244H166V243H164ZM176 244V243H175ZM217 244H218V242H217ZM10 245V244H9ZM6 246V247H10V246ZM35 245V244H34ZM38 245V244H37ZM45 245V244H44ZM64 244H62V246H63ZM68 245V244H67ZM70 245V244H69ZM83 245H85V246H87L86 244H85V242H84V244ZM82 244H81V246H83ZM110 245V244H109ZM114 245H119V243L118 244H114ZM139 244H137V246H138ZM155 245H154V247H152V245H151V243H150V241L147 243V245H143L144 246V248H147V249H151V251L149 252V254H151V252L153 253L152 255H153V259H154V261H155V263H157V259L155 258L156 257V252L159 250V248H160V246L159 247H157V245H156V247H155ZM172 245H174L173 244V242L171 243V245H168V246H171L172 247ZM195 245V244H194ZM201 245H203L202 243H201ZM212 245H215V244H212ZM212 245H210L209 247H211V248H213L212 247ZM218 245H220V244H218ZM25 247V248H22V247ZM30 246V245H29ZM70 246H72V245H70ZM76 246V247H77ZM85 246H83V247H85ZM96 246H98V245H96ZM101 246H102V244H101ZM137 246H134V248H136ZM140 246V245H139ZM198 246V245H197ZM205 246V245H204ZM221 246V245H220ZM220 246H218V247H220ZM3 247V246H2ZM5 247V246H4ZM3 247V248H4ZM37 247V246H36ZM46 247V246H45ZM57 247H58V245H57ZM60 247V246H59ZM74 247V246H73ZM112 247V246H111ZM133 247V246H132ZM142 247V246H141ZM141 247H139V249L141 248ZM162 247V246H161ZM209 247H207V250L209 249ZM217 247V246H216ZM34 249H35V247H33ZM38 248V247H37ZM49 248H51V247H49ZM48 248V249H49ZM53 248V247H52ZM91 248V251H90V258L92 259V262L93 263H90V264H113L114 263V260L111 258L112 257V255H111V259L112 260H110L109 258L108 259H105L103 256H101V249H98V250H100L101 252V254L100 253H97V251H96V248L95 247H93V245L90 247ZM103 248V247H102ZM120 248V247H119ZM156 248H158V250H156ZM170 248V247H169ZM169 248H167V247H165V249H169ZM193 248L195 249V248H197L196 246H193ZM221 248V247H220ZM5 249V248H4ZM29 249V248H28ZM30 249H32V247L30 248ZM34 249H32V251L34 250ZM39 249V248H38ZM66 249V248H65ZM84 249H86V248H84ZM126 249V248H125ZM165 249H163L164 250V252H166L165 251ZM171 249H174V247L173 248H171ZM214 250L216 249V248H213ZM224 249V248H223ZM27 249H25L24 251H26ZM52 250V249H51ZM57 250V249H56ZM66 250H69L70 251V249L68 248V249H66ZM73 250V249H72ZM71 250V251H72ZM78 250V249H77ZM76 250V251H77ZM79 250H83V249H79ZM141 250V249H140ZM202 250H205V248L204 247H202ZM202 250H198V251H202ZM207 250H206V252H207ZM211 250V249H210ZM217 250H219L220 251V249H218L217 248ZM31 253L30 254H32L33 252L31 251V250H29ZM50 251V250H49ZM61 251H63L64 252V250H61ZM104 251V250H103ZM148 251V250H147ZM197 251V250H196ZM212 251V250H211ZM239 250L237 249V252H238ZM127 252V251H126ZM163 252V251H162ZM163 252V253H164ZM168 252H170V249L168 250ZM205 252V251H204ZM208 252H209V250H208ZM213 252H216V251H212V253H210V254H208L207 253V255H208V257H207V259L209 260V262L208 263H210V260L211 259H213L214 260V258L215 257H217V256H215V257H213V258H210L209 257V255H211L212 256V254H213ZM218 252V251H217ZM5 253H8L7 251H5ZM27 253V252H26ZM29 253V252H28ZM34 253H35V251H34ZM48 253V250L45 252V254H47ZM49 253H53V252H49ZM84 253H86V252H84ZM130 253H131V255H133V259H136V261H135V263H133V264H150V263H148L147 262V260H148V257L143 253V252H141V251H139L138 249H135L134 251H130ZM158 253V252H157ZM193 252L191 251V253H189V254H192ZM197 253V255L196 256H198L199 254H198V252H195L194 254H196ZM202 253H203V251H202ZM220 253V252H219ZM37 254H39V253H37ZM59 254V253H58ZM70 254V253H69ZM74 254H76V253H74ZM78 254V253H77ZM77 254H76V256L75 257H78L77 256ZM87 254V253H86ZM112 254H114V253H112ZM148 254V253H147ZM149 254H148V256H149ZM161 254V253H160ZM159 254V256L158 257H160L161 255ZM165 254V253H164ZM170 254H173V253H170ZM221 254H223V253H221ZM238 254H241V253H238ZM26 255V254H25ZM29 255V254H28ZM27 255V256H28ZM50 255V254H49ZM61 254H59V256H60ZM67 255V254H66ZM102 255H104V254H102ZM116 255V254H115ZM166 255V254H165ZM175 254H173L172 255V257H175L176 258V256H174ZM203 255V254H202ZM219 255L220 254H218V258H219ZM6 256V255H5ZM31 258H33L32 257V255H29ZM34 256V255H33ZM44 256H47V255H44ZM44 256H43V258H44ZM68 256H70V255H68ZM74 256V255H73ZM85 256V255H84ZM114 256V255H113ZM168 256L169 255H167V259H168ZM186 256V255H185ZM193 256H195V255H193ZM214 256V255H213ZM1 257H3V256H0V258ZM30 257H29V260H31L32 261V259H30ZM40 257H42V256H40ZM49 257V256H48ZM67 257V256H66ZM66 257H62V258H66ZM108 257V256H107ZM115 257V256H114ZM118 257H120V256H118ZM129 257V256H128ZM151 257V256H150ZM164 257V256H163ZM170 257V259H171V256H169ZM178 258H179V255L177 256ZM181 257V256H180ZM188 257V256H187ZM190 257V256H189ZM199 257V256H198ZM204 257V256H203ZM35 258H36V255H35ZM47 258V257H46ZM46 258H44V260L45 261H47L48 259H46ZM71 258H73V257H71ZM79 259H80V257H78ZM77 258V259H78ZM87 258V260H88V257H86ZM86 258H82V259H86ZM99 258H101V260H99ZM115 258H117V257H115ZM120 258H122V257H120ZM172 259V261L173 262H175L176 261V259L178 260V258H176V259ZM194 258V257H193ZM196 259H197V257H195ZM201 258V257H200ZM205 258V257H204ZM210 258V259H209ZM224 258V257H223ZM19 259V260H20ZM23 259V258H22ZM28 259V258H27ZM34 259V258H33ZM42 259V258H41ZM49 259H50V257H49ZM54 259H56V258H54ZM57 259H60L61 260V258L60 257H58ZM56 259V260H57ZM69 259V258H68ZM78 259V260H79ZM91 259H90V261H91ZM151 260H153L152 258H150ZM161 259L162 258H160V259H158L159 261H161ZM169 259V260H170ZM206 259V258H205ZM204 259V260H205ZM222 258H220V260H221ZM43 260V264H45V261ZM54 261L52 264H58L59 263V260H57V261ZM74 262H76V259L74 258ZM78 260H77V263H79L78 262ZM87 260H85V262L86 263H88L87 262ZM120 260V259H119ZM125 260V259H124ZM184 260V259H183ZM186 260V259H185ZM198 260V259H197ZM4 261V258H3V260H2V262ZM30 261V262H31ZM35 261H36V259H35ZM63 261V260H62ZM122 261V264H123V260H121ZM195 261V260H194ZM206 261V260H205ZM216 261V260H215ZM219 261V260H218ZM217 261V262H218ZM2 262H0V263H2ZM20 262V261H19ZM22 262V261H21ZM25 262V261H24ZM21 263V264H25V263ZM29 262V261H28ZM27 262V263H28ZM38 262V261H37ZM37 262H32V264H34V263H36L37 264ZM48 262V261H47ZM46 262V263H47ZM50 262V261H49ZM70 262V261H69ZM71 262H73V260L71 261ZM80 262L82 263V260H80ZM161 262H164V261H161ZM172 262V263H173ZM177 262V261H176ZM179 262V261H178ZM178 262H177V264H178ZM211 262H213V261H211ZM222 262V261H221ZM26 263V264H27ZM84 263V262H83ZM126 263V262H125ZM154 262H153V264H155ZM166 263H168V262H166L165 261V263L164 264H166ZM185 263V262H184ZM183 263V261H182V263L181 264H184ZM196 263H198L197 261H196ZM205 263V262H204ZM204 263H202V264H204ZM216 263V262H215ZM3 264V263H2ZM6 264H9V263H6ZM10 264H12V263H10ZM13 264H15V263H13ZM18 264V263H17ZM29 264V263H28ZM65 264H66V262H65ZM72 264H75V263H72ZM80 264V263H79ZM114 264H117V263H114ZM120 264V263H119ZM151 264H152V262H151ZM161 264V263H160ZM169 264V263H168ZM174 264H176V263H174ZM186 264V263H185ZM188 264H190V263H188ZM192 264V263H191ZM200 264H201V262H200ZM222 264V263H221Z\"/></svg>",
    "mask_w": 264,
    "mask_h": 264
}]
</instances>
